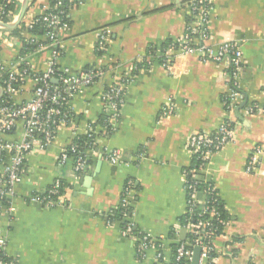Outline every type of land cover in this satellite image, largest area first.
<instances>
[{
  "label": "crops",
  "instance_id": "1",
  "mask_svg": "<svg viewBox=\"0 0 264 264\" xmlns=\"http://www.w3.org/2000/svg\"><path fill=\"white\" fill-rule=\"evenodd\" d=\"M65 2L68 23L54 44L41 35L22 32L16 37L0 28V67L19 74L25 64L32 74L8 96L13 106L30 99L37 84L33 76L46 71L56 48L61 70L71 75L89 68L104 72L93 86L71 96L70 121L51 145L26 156L9 207L0 206L7 257L16 264H157L154 249L138 252L137 243L123 235V218L111 219L124 185L132 182L127 217L136 231L161 245L162 264H171L172 247L190 233L181 225L187 209L186 172L194 161L187 142L226 124L232 140L196 171L197 179L213 185L228 217L213 241L212 264H264V0H209L208 44L230 42L242 53L239 100L231 108L223 103L230 90L226 68L201 63L178 49L190 0ZM22 3L17 0L8 23L16 21ZM48 6V0H29L21 23L27 26ZM101 31L106 32L104 50L97 49ZM21 39L44 45L28 51ZM128 76L122 107L111 123L115 130L109 133L98 123L100 95ZM169 104L173 113L164 117ZM89 131L95 144L85 152L86 166L77 174L72 160L60 163L59 155ZM4 139L22 141V123L16 122ZM256 148L263 150L247 172L248 156ZM115 151L122 159L118 165L105 157ZM57 182L63 185L62 205L46 207L31 200Z\"/></svg>",
  "mask_w": 264,
  "mask_h": 264
},
{
  "label": "built area",
  "instance_id": "2",
  "mask_svg": "<svg viewBox=\"0 0 264 264\" xmlns=\"http://www.w3.org/2000/svg\"><path fill=\"white\" fill-rule=\"evenodd\" d=\"M11 2V0H6ZM17 2V0H14ZM4 2V0H2ZM47 10L36 17L28 28H32L35 22H40L45 29L44 38L47 43L57 42V32L64 25L63 3L65 0H48ZM50 3H52L50 5ZM189 20L180 40L179 50L181 55L194 56L201 63L212 62L222 65L228 71L230 79V90L225 96L223 103L226 108L235 106L239 100L236 81L238 80L242 66V53L239 47L230 42H225L217 46L209 45L208 20H209V0H190L188 3ZM5 13L0 9V22ZM106 32L101 31L97 35V49L104 50L106 43ZM39 48L43 43L34 41ZM217 48L216 50L213 48ZM60 52L56 48L47 61L46 71L37 76L36 86L30 99L20 105L13 106L0 105V206H8L14 197L16 185L21 181L22 171L26 156L34 149L43 150L49 147L61 126H65L70 121V110L68 101L71 96L81 90L90 88L103 77L104 72L98 68H89L85 72L71 75L67 70L60 69L58 60ZM5 72L0 67V76ZM6 95L14 92L13 83L17 80L23 81L25 71L18 73H8ZM56 80L53 84L51 81ZM129 76L122 79L118 85L109 86L101 93L103 104V114H105L109 125L118 117L119 109L123 104L124 87L129 82ZM173 113L171 104L164 110L163 116H170ZM16 122H21L24 129V139L20 142H9L4 139L9 134ZM233 134L226 124L220 125L213 133L197 134L189 138L187 150L195 160L206 159L214 152L223 148L232 140ZM93 145L90 147L92 148ZM90 148V149H91ZM262 149L256 148L247 159L246 171L251 172L258 161V156ZM86 152V151H85ZM81 152L72 144L59 155V162L65 163L72 160L74 172L80 174L86 164V153ZM143 156V152H139ZM107 161L112 165L122 163L120 153L115 151L106 154ZM197 170H192V178L186 180V214L194 215L198 211L195 223H187L183 228L190 229L186 241L180 242L175 248V264H190L194 248H200L201 255L199 264H212L214 258L210 257L214 253L213 238L217 234L216 228L211 224L216 217V212L210 209L206 198L214 191L213 185L207 184L203 192L195 191L200 182L197 179ZM132 182H127L121 194L119 207L124 219L123 235L137 243L138 252H146L149 249L155 251V261L162 264L161 245L149 235L139 233L134 229L133 224L127 217V210L133 200ZM60 183L57 182L48 192L37 194L32 197V201L46 207L62 205L61 194L58 193ZM200 194V200L197 199ZM112 213V212H111ZM6 255V239L0 232V264H16L14 259L9 258L6 262L1 257Z\"/></svg>",
  "mask_w": 264,
  "mask_h": 264
},
{
  "label": "trees",
  "instance_id": "3",
  "mask_svg": "<svg viewBox=\"0 0 264 264\" xmlns=\"http://www.w3.org/2000/svg\"><path fill=\"white\" fill-rule=\"evenodd\" d=\"M51 4L52 3H50V5ZM66 8H67V2H64L63 3V10H65V15L63 16V23L64 24L68 23ZM0 9L5 13V15L1 18L2 22L8 23L9 22L8 16L15 11L16 2L14 0H11V2H8L6 0H4V2H2V0H0ZM22 32H24V33L27 32L28 34H31L34 36H38V35L44 36L46 31L41 26L40 22H35L32 25V28H28L24 23H21L15 29L11 30L10 34L13 36L19 37ZM21 40H22L23 48H26L28 51H34V50L38 49V46L35 43L29 42V41H24L23 39H21ZM164 49H165V45L162 46L161 50L164 51ZM150 51L152 52V54H154V52H155V50H153V48H150ZM19 69L21 72L25 71L24 77L32 76L28 67L25 64H22L19 67ZM8 76H9L8 73H4L2 76H0V87L3 90V94H2V97L0 99V105L10 104V99H9L8 95H6V93H5V90L7 88ZM21 84H22V81L17 80L16 83H13V89L16 90ZM120 109H119V112H120ZM98 123L101 127L105 128L109 133L113 132L115 130L114 126L109 125L105 114H102ZM94 140H95V135L91 131H89L87 133V135L77 138L73 144L78 148L79 151L85 152L91 148L90 147L91 145L94 146V144H95ZM204 162L205 161H203V160H195L194 159L192 168L186 172L188 180H190V178H192V170H200V166ZM203 183H204L203 181L198 182V184L195 188V191L203 192L204 191L203 189H205V187L207 185V184L204 185ZM52 188H53V186L50 187L49 189H47L45 192H48ZM58 193L59 194L63 193V185L61 182H60V188L58 189ZM206 202H208L207 206L210 209H213L217 214L216 217L211 222L212 226L217 229L216 230L217 234L213 238V240H214L216 237H218L222 234L223 229L226 227V225L228 223V217H227V213L224 210V208H223V206H222V204H221V202H220L215 191H213L211 194L208 195V197L206 198ZM127 211H129V210H127ZM197 213H198V211H194V215L185 214V216L181 219V225L185 226L187 223H195L197 221V219L195 217V216H197ZM121 218H122V214H121L120 210H117V211L113 212V217L111 219H113V220L118 219L119 220ZM188 238H191V236H188ZM175 248H176V246L172 247L173 257L171 260V264H175V261H174ZM210 257L214 258L215 254L211 253ZM1 259H3L6 262L9 260V258L7 256L1 257Z\"/></svg>",
  "mask_w": 264,
  "mask_h": 264
},
{
  "label": "water",
  "instance_id": "4",
  "mask_svg": "<svg viewBox=\"0 0 264 264\" xmlns=\"http://www.w3.org/2000/svg\"><path fill=\"white\" fill-rule=\"evenodd\" d=\"M28 3H29V0H23L22 6H21V9H20V12L18 14V17H17L16 21L12 22V23L0 22V28L5 29V30H13V29H15L22 21V19L24 17V14H25V12L27 10V7H28ZM51 82L53 84L57 83L56 80H52ZM2 94H3V90L0 87V99L2 97ZM200 198H201V196H200V194H198L197 199L200 200ZM181 233L183 234V231ZM200 255H201L200 248H198V247L194 248L190 264H199Z\"/></svg>",
  "mask_w": 264,
  "mask_h": 264
}]
</instances>
